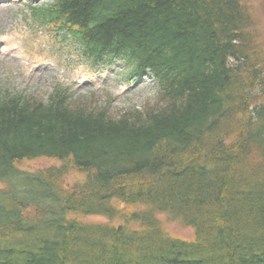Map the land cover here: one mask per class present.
Segmentation results:
<instances>
[{"label":"trees","instance_id":"16d2710c","mask_svg":"<svg viewBox=\"0 0 264 264\" xmlns=\"http://www.w3.org/2000/svg\"><path fill=\"white\" fill-rule=\"evenodd\" d=\"M30 11L67 61L148 76L155 94L112 112L58 84L45 98L0 88V264H264V49L244 1ZM40 159L60 165L20 167Z\"/></svg>","mask_w":264,"mask_h":264},{"label":"rangeland","instance_id":"374dc122","mask_svg":"<svg viewBox=\"0 0 264 264\" xmlns=\"http://www.w3.org/2000/svg\"><path fill=\"white\" fill-rule=\"evenodd\" d=\"M5 1L0 4V88L45 98L58 84L68 88L75 98L92 95L95 100H108L112 112L140 109L143 103L153 99L155 83L148 76L122 83L123 67L99 68L95 72L78 67L74 60H66L70 51L51 43L44 30L37 29L35 25L31 27L30 9L47 5L52 0ZM243 1L253 16L255 33L264 49V0ZM59 165L40 159L22 162L20 167L34 173ZM82 179L81 174L72 172L63 178L61 185L69 189ZM84 222L102 224L106 220L91 217ZM166 229L177 238L191 240L193 237L191 230L181 229L175 224H168Z\"/></svg>","mask_w":264,"mask_h":264}]
</instances>
